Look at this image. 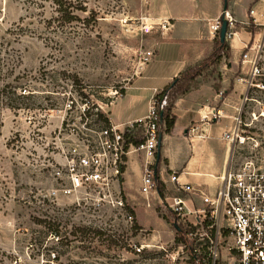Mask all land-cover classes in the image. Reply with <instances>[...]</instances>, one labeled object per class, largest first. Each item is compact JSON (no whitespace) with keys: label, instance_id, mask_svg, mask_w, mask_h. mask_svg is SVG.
<instances>
[{"label":"rangeland","instance_id":"1","mask_svg":"<svg viewBox=\"0 0 264 264\" xmlns=\"http://www.w3.org/2000/svg\"><path fill=\"white\" fill-rule=\"evenodd\" d=\"M59 2L69 9L84 5L86 10L76 8L81 17L67 21ZM251 2L245 11L249 27L257 22ZM258 2L262 5L258 20L264 22V0ZM175 4L172 0H0V40L8 42L10 62L18 63L16 70L24 74L21 80L34 92L26 98L28 106L0 109V264H8L14 249H23L35 237L40 241L46 228L58 225L80 229L74 233L86 236L87 243H118L129 264H198L191 250L177 241L169 221L174 210L160 197L150 195L149 203L133 188L136 196L131 198L129 186L121 182L122 193L130 197L127 210L135 216L131 222L123 213L116 216L115 207H99L92 200L71 202V195H59L66 201L62 208L49 194L51 187L66 182L55 172L63 166L66 153L105 124L97 111H105L106 103L125 93L134 76L155 58L158 43L197 34V26L188 25L199 12L170 10ZM205 21L209 28V19ZM148 49L152 56L146 54ZM241 51L240 62L231 69L239 80L247 70L242 68ZM260 51L264 70V43ZM227 61L217 65L228 70ZM250 95L264 102L263 89L253 88ZM259 106L250 102L244 115ZM253 128L264 133V118ZM169 185L166 191L174 192L176 188ZM99 227L107 228L99 233ZM133 240L150 246L134 253L129 248ZM100 247L87 249V261L79 259L75 264H97V255L104 252Z\"/></svg>","mask_w":264,"mask_h":264},{"label":"built area","instance_id":"2","mask_svg":"<svg viewBox=\"0 0 264 264\" xmlns=\"http://www.w3.org/2000/svg\"><path fill=\"white\" fill-rule=\"evenodd\" d=\"M223 14L228 19L226 38L233 45L238 33L236 18L228 8L222 11ZM221 15L209 23L212 36L221 27ZM241 40L245 41L243 38ZM263 43L264 27L242 47V63L247 68L245 75L240 77L245 85L242 105L238 107L232 125L221 135L229 144L230 152L222 171L217 173L218 181L213 190L204 183L182 181L180 174L167 172L165 168H160V177L166 185L164 195L156 186L151 163L156 158L159 145L158 104L162 108L168 104L167 94L158 103L156 96L162 93V89H156L149 112L128 125L133 127L137 123L141 127L145 136L143 141L130 143L126 148V128L111 124L94 129L93 135L87 136L83 143L71 147L63 166L55 169L58 176L66 177V182L51 187L49 194L52 200L62 208L66 201L60 200V194L71 195V202L79 204L92 200L99 207L117 208L116 216L123 213L127 221L133 222L134 213L127 210L130 197H126L121 190V178L127 163L124 155L133 146L136 151L144 153L139 192L149 203L150 195L169 203L177 215V221L188 229L194 239L197 262L264 264V133L253 128L254 123L264 118V102L250 95L253 88L264 90V70L260 65ZM146 54L152 56L153 51L148 49ZM252 101L260 105L259 110H247L248 115H244L245 107ZM212 114L218 116L221 112L213 110ZM169 182L178 191H166ZM194 194L199 195L200 202L196 201ZM106 228L99 227V233ZM75 230L80 229L63 225L46 228L40 241L35 237L23 249H14L8 264H75L79 259L87 261V249H98L99 246L104 252L97 255V264H129V259L121 256L118 243L105 246L87 243L86 236L74 233ZM129 244L134 253L146 245L150 246L149 242L141 241L138 244L135 240ZM180 245L185 246L183 242ZM77 250L83 253L80 255Z\"/></svg>","mask_w":264,"mask_h":264},{"label":"crops","instance_id":"3","mask_svg":"<svg viewBox=\"0 0 264 264\" xmlns=\"http://www.w3.org/2000/svg\"><path fill=\"white\" fill-rule=\"evenodd\" d=\"M172 1L176 4L169 7L170 10L199 12L200 16H197L196 21L188 25L197 26L198 32L194 34L195 36L184 35L181 38L160 41L155 48V58L134 76L125 93L106 103L107 107L103 106L112 124L120 128H126L131 122L145 116L150 110L156 89L164 88L175 76L184 72L188 66L200 62L213 49L214 36L210 33L205 19L208 18L210 22L221 15L225 8L224 0ZM250 2L251 0H230L228 4V8L231 7L233 12L238 14L236 25L240 27H237L238 33L233 45L230 44L232 55L222 58V60L228 58L227 65L224 66L228 70H223L221 65L211 67L212 70H205L197 77L194 86L175 98L173 112L176 114V123L171 132L162 134V142L160 146L158 145L163 157L160 168H165L167 172L176 171L182 181L204 183L211 190L215 188L218 181L217 173L222 171L230 152L229 144L221 135L232 125L238 107L242 105V94L245 90V85L231 69L234 68L235 62H240L237 53L242 50L246 41H251L254 33L264 27V22L258 20L257 11L262 5L260 2L257 3V0L253 1L257 30L253 32L251 26L246 25L249 20L245 11L247 12L246 7ZM252 18L250 15V19ZM203 43L206 45L204 48ZM242 68L245 69L243 64ZM206 72L209 75L208 82L204 80ZM213 110L214 112L220 110L221 114L214 116ZM157 155L158 151L156 158ZM143 159L144 153L136 151L132 146L127 154L123 179L121 178V182L129 186L127 192L132 197L136 196L133 188L140 190ZM170 183L172 182L168 185ZM179 192L185 193L183 190ZM194 197L200 202L199 195L194 194Z\"/></svg>","mask_w":264,"mask_h":264},{"label":"trees","instance_id":"4","mask_svg":"<svg viewBox=\"0 0 264 264\" xmlns=\"http://www.w3.org/2000/svg\"><path fill=\"white\" fill-rule=\"evenodd\" d=\"M229 1L230 0H224V5L226 6V8H228ZM59 3L60 10H62L63 13L62 15L67 21H72L75 18L81 17L75 12L76 8L86 10V7L84 5L80 7L75 6V8L69 9L65 8L62 2ZM222 20L223 15H221V22ZM220 29L214 36V46L212 51L200 62L188 66L184 72L175 76L171 82H169L164 86V88H162V93L157 94L156 98L158 100V103H160L165 94L168 95V104L165 107L162 108L160 104H158L159 134L171 132L174 128V125L176 123V114L173 112V104L175 98L181 93L187 92L192 86H194L197 77L205 70L210 69L211 67L215 68L223 57H230L232 55L231 46L228 39H221ZM251 29L253 32H255L257 30V26L253 24ZM7 43L8 42H5L4 40H0V109H2L3 107H9L17 110L21 107H25V105L28 106L26 98L33 96L34 92L31 85L27 81L21 80V75L24 74L20 73L21 70H16L18 63L10 62V58L8 56L10 48L7 46ZM2 53L4 55H2ZM2 59L3 61H1ZM86 110H89V108H85V111ZM97 115L99 118L105 121L104 125L112 124L110 116L107 115L105 111L98 110ZM144 137L145 136L142 133V129L138 126L137 123H135L133 127L127 126L125 129L126 148L129 147L130 143L139 144L141 141H143ZM124 156L127 158V154H125ZM162 159L163 157L160 153L159 158H155V160L151 163V166L155 184L159 188L161 194L164 195L166 185L160 177V165ZM169 221L176 231L177 241L179 243L183 242L185 244V247L191 250L192 260L197 261V253H195L193 249L194 239L190 236L188 229L185 228L182 223L177 221V215L175 212L174 216ZM198 264H202V261H199Z\"/></svg>","mask_w":264,"mask_h":264},{"label":"water","instance_id":"5","mask_svg":"<svg viewBox=\"0 0 264 264\" xmlns=\"http://www.w3.org/2000/svg\"><path fill=\"white\" fill-rule=\"evenodd\" d=\"M226 9V6L225 8ZM227 30H228V19L224 17V14H223V20H222V23H221V29H220V34H221V39L222 40H225L226 39V36H227ZM162 142V134L159 135V146ZM160 156V150L158 149V155H157V158H159Z\"/></svg>","mask_w":264,"mask_h":264}]
</instances>
